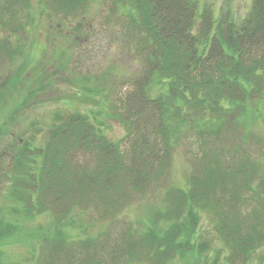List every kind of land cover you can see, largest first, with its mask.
<instances>
[{"label": "trees", "instance_id": "1", "mask_svg": "<svg viewBox=\"0 0 264 264\" xmlns=\"http://www.w3.org/2000/svg\"><path fill=\"white\" fill-rule=\"evenodd\" d=\"M31 1L2 0L0 24L15 33L9 25L31 9ZM35 1L57 33L66 21L80 26L77 19L91 2ZM110 4L122 43L141 65L118 103L125 136L113 141L93 113L76 112L56 113L41 143L20 140L4 175L11 198L8 217L0 216V247L26 241L20 224L48 215L37 264H167L195 247L207 248L193 241L199 239L202 214L210 212L228 264H246L264 247V151L256 158L246 152L247 145L262 141L254 125L264 124V0H251L239 21L214 20L209 8L199 12L197 0ZM15 43L0 45L12 59L23 55ZM185 143L197 149L187 154V187L166 190V208L154 211L138 239L130 227L114 235L110 229L85 233L78 211L92 207L109 218L150 186L162 189L160 180ZM243 198H250V207ZM240 203L247 208L244 215ZM2 259L0 251V264Z\"/></svg>", "mask_w": 264, "mask_h": 264}, {"label": "rangeland", "instance_id": "2", "mask_svg": "<svg viewBox=\"0 0 264 264\" xmlns=\"http://www.w3.org/2000/svg\"><path fill=\"white\" fill-rule=\"evenodd\" d=\"M197 1L199 12L202 6L209 8L214 20L227 16L239 21L245 17L251 4V0ZM31 4V9L18 14V19L10 23V29L17 28L15 33L0 24V45L11 39L17 42L15 46L23 50L22 56L16 55L12 59L0 48V128L5 129L0 135V216L3 219L8 217L7 211L10 209L8 198L11 197L4 177L6 172L11 171L10 152L23 140L44 141L56 113L91 112L106 136L113 141L122 140L125 129L119 119L122 110L118 103L131 89L132 82L129 81L140 76L141 70L132 47L122 43L125 37L121 34L116 15L110 13V0H91L84 14L77 19L81 25L72 23L74 26H69L66 21L59 27L61 33H57V28L50 29L35 0ZM20 22L23 24L22 30L17 27ZM56 24L57 20L54 26ZM12 118L14 122H10ZM254 128L259 134L262 133V141L246 146V152L252 158L264 151V124L254 125ZM121 150L124 152V147ZM196 151V147L190 143L179 146L166 177L158 185L162 189L156 190L157 185L154 188L150 186L151 190L145 192L143 197L137 196L131 203L116 208L113 217L108 213L109 208L107 216L111 217L105 219L96 214L92 207L85 212L78 211L76 216L82 218L85 233L94 236L110 229L114 235L120 233L122 227L125 230L130 227L128 230L133 238L138 239L154 211L166 208V190L171 187L186 189L190 172L186 166L189 164L187 154ZM249 199L243 198L247 203ZM250 203L247 208L251 206ZM239 205L244 215L246 207L242 203ZM202 218L200 236H197L199 239L193 244L198 246L206 242L207 248L195 247L183 258L177 257L167 264H228V249L214 231L215 217L206 212ZM49 219L47 215L23 221L20 224L21 232L27 240L1 246L2 264H37V248H40V240L47 233ZM72 234L79 235L78 232ZM128 264L147 263L140 260ZM246 264H264V247L256 250Z\"/></svg>", "mask_w": 264, "mask_h": 264}]
</instances>
